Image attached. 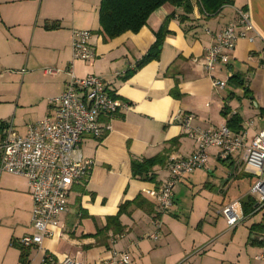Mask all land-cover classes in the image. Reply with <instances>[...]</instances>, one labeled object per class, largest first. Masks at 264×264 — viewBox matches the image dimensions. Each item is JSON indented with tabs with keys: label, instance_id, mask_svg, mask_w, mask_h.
Masks as SVG:
<instances>
[{
	"label": "crops",
	"instance_id": "0c3cea01",
	"mask_svg": "<svg viewBox=\"0 0 264 264\" xmlns=\"http://www.w3.org/2000/svg\"><path fill=\"white\" fill-rule=\"evenodd\" d=\"M100 2L0 0V139L7 123L24 136L28 126L53 114L50 100L63 92L70 66L77 78H103L121 105L111 119H101L111 126L102 139L83 137L79 154L93 159L94 167L87 179L71 187L67 212L58 217L54 237L40 247L20 245L24 236L34 233L26 179L0 174V246L12 251L17 264H62L66 256L82 264H100L114 251L127 252L129 264H264V208L258 209L257 196L249 193L255 181L243 194L245 201H237L239 212L234 209L236 202L221 200L219 208L231 206L238 219L230 229L223 217L222 232L215 227L218 220L211 217L212 199L193 195L194 188L185 185L198 179L196 175L206 178L205 172L211 173L210 163L220 160L217 150L209 151L205 169L195 170L174 186L173 204L160 217L162 230L156 241L148 236L157 200L145 193L160 190L171 159L187 158L196 150L174 117L189 116L191 127L202 130L230 123L235 134L245 133V144L264 128V0H233L232 6L211 17L204 16L199 2L193 1L185 22L179 19L181 9L165 4L138 33L111 41L100 33ZM236 9L248 14L253 29L237 40L228 63L218 64L208 75L204 54L212 38L207 31L215 34L234 21ZM162 27L167 33L159 55L142 62ZM75 29L92 33L90 47L95 56L89 61H72L71 31ZM211 76L226 86L213 87ZM241 155L239 150L222 160L229 176L220 192H227L230 183L241 191L245 180L253 179L244 171ZM153 157L163 159L153 169L155 180L133 177L132 162ZM202 187L210 189L209 180ZM135 199L138 206L130 204L119 218L125 232L105 231L107 219ZM15 206L20 213L4 232L7 208ZM258 214L260 220L251 224L248 236L238 239V225ZM0 264H6L5 258Z\"/></svg>",
	"mask_w": 264,
	"mask_h": 264
},
{
	"label": "built area",
	"instance_id": "2783aa9c",
	"mask_svg": "<svg viewBox=\"0 0 264 264\" xmlns=\"http://www.w3.org/2000/svg\"><path fill=\"white\" fill-rule=\"evenodd\" d=\"M197 1L198 0H193ZM203 14V13H202ZM204 15V14H203ZM236 19L212 34V43L205 50L204 68L208 75L218 64H227L229 54L235 49L239 38H246V32L253 29L248 14L242 9L235 10ZM92 33L71 31L72 61H89L95 55L90 47ZM252 41V38H249ZM69 77L63 92L50 100L54 112L37 123L28 126L26 135H19L12 123L3 125L0 139V174L7 173L26 179L32 199L31 224L34 233L20 240L23 248L40 247L47 238L54 237L53 228L58 217L68 210V193L75 183L87 179L94 167V161L79 154L83 137L96 139L111 130L109 122L121 107L109 92L106 81L94 75L77 78L72 66L67 70ZM213 87L223 89L225 81L211 76ZM187 136L196 144L195 152L187 158H173L168 163L169 175L160 190H148L146 194L157 200L153 217V231L148 238L156 241L162 230L161 216L173 204V188L186 175L198 169H205L208 153L218 151L220 160H227L242 150L241 161L247 174L255 177L249 193L258 198V209L264 208V128L245 144V133L235 134L226 125L202 130L191 127V117L176 116ZM226 220L228 228L233 229L238 219L231 206L219 212ZM62 264H82L76 258L66 256ZM100 264H129L127 252L111 253L108 260Z\"/></svg>",
	"mask_w": 264,
	"mask_h": 264
},
{
	"label": "trees",
	"instance_id": "16d2710c",
	"mask_svg": "<svg viewBox=\"0 0 264 264\" xmlns=\"http://www.w3.org/2000/svg\"><path fill=\"white\" fill-rule=\"evenodd\" d=\"M198 2L201 12L206 17L215 16L224 7L233 4V0H198ZM165 4L182 10L183 14L179 17L181 22L187 21L193 10V0H101L99 5L100 33L106 41L116 39L125 33L136 34L146 25L153 12ZM166 33L165 27L156 33V40L142 62H148L159 55ZM127 75L126 73L125 76ZM234 122L237 123L236 120ZM226 126L232 131L230 123ZM162 162V157L133 161L131 164L132 175L146 181H154L153 169ZM137 200L121 205L117 215L107 219V226L104 230H112L115 235H122L125 232V227L121 225L119 218L130 204L138 206Z\"/></svg>",
	"mask_w": 264,
	"mask_h": 264
},
{
	"label": "rangeland",
	"instance_id": "374dc122",
	"mask_svg": "<svg viewBox=\"0 0 264 264\" xmlns=\"http://www.w3.org/2000/svg\"><path fill=\"white\" fill-rule=\"evenodd\" d=\"M209 167H210L211 173L208 174L205 172L206 178H203L201 176L199 177L198 175H196L195 177L198 179H194V181H192V183H186L185 185H188L189 187L194 188L193 195L200 194L201 196H204V197L209 196L210 200L212 199V211H211L212 215H211V217L218 220V224L215 225V227L220 229L221 230L220 232H222V230H224V228H225L224 227V218L221 214H217V211H216V209L221 207V205H220L221 200L224 198L226 200V202H229V203H234V202L237 203V201H240V200H241V203L244 202L245 200L242 199V196L248 190V187H249V184L251 183V181L252 182L255 181V177H253L252 180H250V179L245 180L246 182L243 183L240 187L241 191H236V189H237L236 183H234V184L230 183L227 192L222 193L219 190L223 188L224 182L226 180H228L229 169L222 162V160L221 161L215 160L214 162L212 161V163H210ZM202 172H204V171H202ZM206 180H209V182L211 184L210 189H203V187H202L204 184V181H206ZM0 187H2V184L0 185ZM255 198L257 199V197H255ZM236 199H238V200H236ZM179 200L181 201L180 198H179ZM180 205H182L181 207L183 208L184 203L181 201ZM239 205H240V203H237L234 205V209L237 212H239L238 211ZM22 206H24V205H22ZM17 208L18 207H16V206L14 207V209L12 207L7 208L8 221H6V223H5L6 226H4L2 228L4 232H7L10 229V227L8 226L9 221L16 219V217L20 213ZM219 209H221V208H219ZM260 216H261V214H258L257 216H254L252 218H244L242 220V223H240L238 225L237 231L235 232L237 238L242 239V240L245 239L248 236V233H249L248 231H249L251 224L259 221ZM2 258H5L6 264H17L16 258L12 256V251L9 250L6 245L0 246V261L2 260Z\"/></svg>",
	"mask_w": 264,
	"mask_h": 264
}]
</instances>
